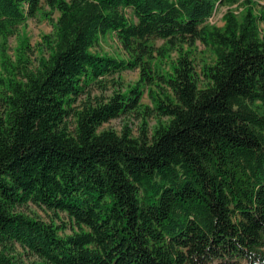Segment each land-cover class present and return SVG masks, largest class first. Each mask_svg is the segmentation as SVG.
Instances as JSON below:
<instances>
[{
  "label": "trees",
  "instance_id": "16d2710c",
  "mask_svg": "<svg viewBox=\"0 0 264 264\" xmlns=\"http://www.w3.org/2000/svg\"><path fill=\"white\" fill-rule=\"evenodd\" d=\"M54 12L37 66L26 40L12 64L6 40ZM111 34L126 58L94 50ZM0 37V264H264V0H0ZM125 115L137 135L101 129Z\"/></svg>",
  "mask_w": 264,
  "mask_h": 264
},
{
  "label": "rangeland",
  "instance_id": "374dc122",
  "mask_svg": "<svg viewBox=\"0 0 264 264\" xmlns=\"http://www.w3.org/2000/svg\"><path fill=\"white\" fill-rule=\"evenodd\" d=\"M232 7L234 8L235 6ZM227 10L228 7L219 6L213 17L209 20V23L218 27H222L224 25L223 15ZM127 12L128 14H130V11ZM57 17L58 12L53 13V21L46 19L41 15H38L36 18L29 19L25 24L19 26L16 33L6 40V54L10 62L12 64L16 63L20 43L22 40H26L28 45L27 55L30 61V66L31 68H35L37 66L38 59L47 51L43 37L51 35L53 33V23L56 21ZM2 42L3 40L0 37V47ZM155 43L157 46H160L163 44V41L157 40ZM94 50L101 54L109 55L112 57L126 58V54L121 44L112 34L101 38L99 44L94 48ZM173 57L175 58L176 55L173 54ZM191 59L194 62L197 73H200L201 67L205 63H211L214 59V56L203 45L197 43L195 49L192 52ZM1 72L2 70L0 66V73ZM138 79L139 72L137 70L123 71L119 74H115L106 78L103 82L105 88L101 89L100 87H95L92 91V95L106 98L111 96L114 91L124 92L129 87L135 85ZM141 102L144 106H152L148 91L146 89L144 90V95ZM159 120L163 121L165 119H161L160 117L154 115L149 117L147 119L149 128L152 130L157 125ZM141 123L142 118H138L135 115H125L104 123L101 129H114L120 132L125 125H128L132 129L133 134L137 135L138 127ZM22 210L27 214L39 218L43 221L54 222L58 226L66 224L67 226L65 228H62L59 232L62 236H66L72 231V223L64 213L59 212L58 214H54L53 212L48 211L45 208L38 207L33 204L24 206ZM17 254L19 255L20 259H22L26 264H34L37 262V259L34 256L28 254V252L24 251L19 246L17 247Z\"/></svg>",
  "mask_w": 264,
  "mask_h": 264
}]
</instances>
